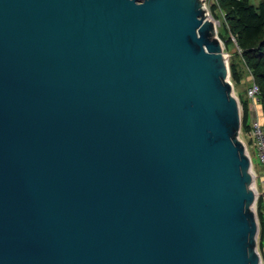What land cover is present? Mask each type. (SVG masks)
<instances>
[{
    "label": "water",
    "instance_id": "1",
    "mask_svg": "<svg viewBox=\"0 0 264 264\" xmlns=\"http://www.w3.org/2000/svg\"><path fill=\"white\" fill-rule=\"evenodd\" d=\"M229 76L203 0H0V264H262Z\"/></svg>",
    "mask_w": 264,
    "mask_h": 264
},
{
    "label": "trees",
    "instance_id": "2",
    "mask_svg": "<svg viewBox=\"0 0 264 264\" xmlns=\"http://www.w3.org/2000/svg\"><path fill=\"white\" fill-rule=\"evenodd\" d=\"M210 1L211 8L219 9L222 14L221 25L226 33V38H223L225 47L230 48L232 55L240 59L239 63L229 64L230 76L234 84L241 83L244 72L248 69L259 86V105L264 129V0H260L257 6L251 4L249 0ZM239 100L241 132L246 134L249 128L246 88L239 94ZM258 219V248L264 254V220L260 211H258Z\"/></svg>",
    "mask_w": 264,
    "mask_h": 264
},
{
    "label": "built area",
    "instance_id": "3",
    "mask_svg": "<svg viewBox=\"0 0 264 264\" xmlns=\"http://www.w3.org/2000/svg\"><path fill=\"white\" fill-rule=\"evenodd\" d=\"M246 97L248 99L249 128H248L247 133L244 134L248 138V143H245V146H246L247 152L250 157H251V153H250L249 147H252L255 150L256 157L262 166V179L264 182V129H263V124H262V118L258 116V111L256 109L260 101H259V86L255 81L250 82L248 86L246 87ZM240 113H241V107H240ZM240 133H241V130L239 132V137H240ZM252 173L254 176L253 189L255 191V199H254L252 208L256 214L257 220H258V211L261 212L263 216V220H264V188L259 190L257 183H256L258 174L256 170L254 172L253 169H252ZM258 224H259V221H258ZM258 235H259V232H258ZM261 257H262V254H261Z\"/></svg>",
    "mask_w": 264,
    "mask_h": 264
},
{
    "label": "rangeland",
    "instance_id": "4",
    "mask_svg": "<svg viewBox=\"0 0 264 264\" xmlns=\"http://www.w3.org/2000/svg\"><path fill=\"white\" fill-rule=\"evenodd\" d=\"M203 1H204V5H205L206 11L208 13V16L210 18H212L217 23V35H218L219 39L222 42L223 52L227 56L228 64H230L231 62L239 63L240 59H238V57L235 58V56L232 55V50L230 48L227 49L225 47V44H224L225 40L223 38H226V33L224 32L223 27L221 25V22H222L223 18H222V14H221L220 10L219 9H215L214 10L213 8H211V1L210 0H203ZM259 1L260 0H249V2L251 4H253V5H255V6H257L259 4ZM230 75H231V73H230ZM229 78H230V81L233 84L234 93L238 97V99H239V94H241L243 92V90H245V88L248 86V84L250 82L254 81V79H253V77L251 75V72L248 69L245 70L244 76L242 77V80H241V83L238 84V85L234 84V81L231 78V76H229ZM239 104H240V107H241L240 100H239ZM258 116L261 118V108H260V106H258ZM240 137H241V139L243 140L244 143H248V138L242 132L240 133ZM249 150H250V153H251L252 169H253L254 172L256 170L257 173H258V177H257L256 183H257V186H258L259 190H261L262 189L261 188L262 176L260 175V169L261 168L259 169L257 167V165L260 166V163L258 162L257 158L255 157L253 148L249 147ZM258 221H259V219H258ZM258 240H259V237H257V247H258ZM263 245H264V241H263ZM258 251L262 254V258H263L262 264H264V254L261 252V249H259V248H258Z\"/></svg>",
    "mask_w": 264,
    "mask_h": 264
},
{
    "label": "crops",
    "instance_id": "5",
    "mask_svg": "<svg viewBox=\"0 0 264 264\" xmlns=\"http://www.w3.org/2000/svg\"><path fill=\"white\" fill-rule=\"evenodd\" d=\"M260 2V1H259ZM259 106V105H258ZM258 106L256 107V109H257V111H258ZM254 150V149H253ZM254 154H255V157H256V153H255V150H254ZM257 158V157H256ZM258 160V159H257ZM259 162V161H258ZM257 167L260 169V175L262 176V166H261V164H260V166L259 165H257ZM256 169V168H255ZM257 172V171H256ZM258 174V173H257ZM261 188H264V182H263V179H262V181H261Z\"/></svg>",
    "mask_w": 264,
    "mask_h": 264
}]
</instances>
